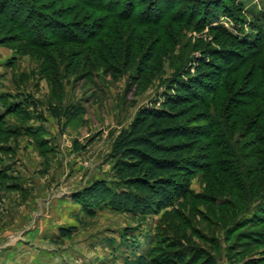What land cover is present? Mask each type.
Listing matches in <instances>:
<instances>
[{"label":"rangeland","instance_id":"1","mask_svg":"<svg viewBox=\"0 0 264 264\" xmlns=\"http://www.w3.org/2000/svg\"><path fill=\"white\" fill-rule=\"evenodd\" d=\"M60 1L6 2L8 17L19 27L0 31V264H125L132 249L122 239L124 231L133 230L145 247L158 244L162 251L160 229L168 220L176 229L167 235L181 238L180 246L216 256L215 264H264V245L246 246L237 259L228 248L238 233L226 239L231 209L224 202L247 197L238 189L245 181H261L254 196L264 193L255 157L262 147L250 144L254 133H236L233 144L241 157H226L230 161L221 168L203 169L192 180L195 193L213 194L216 200L190 197L157 214L104 203L102 185L115 182L110 154L120 130L142 106L160 104L176 92L175 78L182 74L179 80L186 81V71L195 72L193 65L207 56L204 52L220 48L222 34L170 19L139 24L76 17L73 2ZM212 1L224 7L213 25L242 38L264 28V0ZM160 7L168 8L162 1ZM236 7L242 9V22L230 16ZM77 21L82 38L93 31L97 39L86 45L72 42ZM79 109L82 114L75 116ZM73 226L71 235H61V228ZM200 258L178 264H207L206 256Z\"/></svg>","mask_w":264,"mask_h":264},{"label":"trees","instance_id":"2","mask_svg":"<svg viewBox=\"0 0 264 264\" xmlns=\"http://www.w3.org/2000/svg\"><path fill=\"white\" fill-rule=\"evenodd\" d=\"M7 1L0 0L2 33L10 27L14 29L19 27V23L15 22L17 20L13 21L8 17ZM71 1L72 14L76 17L120 18L139 24L156 21L161 23L163 19H170L183 21L197 29L208 26L210 30L222 34L221 40L219 39L220 48L204 52L207 56L199 59L197 65H193L195 72L192 73L190 69L186 71L189 74L186 81L179 80L182 74L175 78L178 84L176 92L166 94L160 104L155 101L142 106L132 122L120 130L110 154L114 162L115 182L111 187L102 185V189L107 193L104 203L144 214H157L165 209L174 208L178 203L183 204L190 197L201 199L207 196L216 200L213 194L195 193L191 187L192 180L203 169L212 172L214 167L221 168L223 163L230 161L226 157H241L239 149L233 144L237 132H243V137L249 132L254 133L250 144H260L262 147L256 149L255 157L257 163H260L257 166L259 175L264 178V28H259L258 34L252 38L249 36L242 38L223 25H213L214 19L220 18L219 12L224 7L212 0L60 2L62 4ZM160 1L168 8H161ZM189 9L190 13L185 17V11ZM235 9L237 13L231 10L230 16L237 20L242 19L238 15L242 9L239 7ZM13 10L16 11L15 8ZM30 12L32 13V9ZM139 17H145L146 20L141 21ZM44 18L46 16L42 21L45 24L49 23V20ZM73 25L76 28L72 42L86 45L97 39V34L93 35V31H89L87 37L82 38L84 32L82 23L77 21ZM132 57L133 53L128 54L129 62ZM199 88L206 89L207 94L203 96ZM68 111L70 113V109ZM80 114L82 109L76 111L74 115ZM223 115L226 116V120L228 119L224 127L221 126ZM56 116L60 117L58 114ZM245 182L247 184H240L238 189H243L247 197L224 202V205L231 209L225 217V220L230 219L226 239L238 233L233 246L228 248L234 253L232 257L237 259L243 255L246 246L264 245V228L260 230L255 228L262 225L264 227V193L254 196L261 181ZM230 189L231 186L225 191L230 192ZM256 202L257 208L248 217L247 215L253 211L252 205ZM168 221V225L160 229L165 235L160 238V244L166 248L162 251L158 250V244L151 248L145 247L133 230L126 229L122 239L132 251L126 254L125 264H178L186 258L201 259L200 257L204 256L208 258L205 259L207 264L211 260L214 264L218 261L216 256L212 254L207 256L205 255L207 253L201 252L199 248L180 246L181 238L173 240L171 235H167L169 230L176 229L175 224ZM246 227H249L248 230H241ZM74 231L75 226L60 229L62 236L71 235ZM179 234L182 238L185 237V233Z\"/></svg>","mask_w":264,"mask_h":264}]
</instances>
